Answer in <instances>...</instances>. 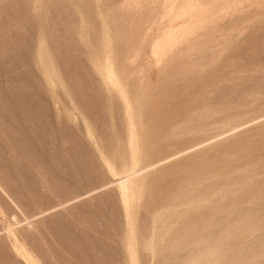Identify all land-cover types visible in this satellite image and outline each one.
Returning a JSON list of instances; mask_svg holds the SVG:
<instances>
[{"label":"rangeland","instance_id":"374dc122","mask_svg":"<svg viewBox=\"0 0 264 264\" xmlns=\"http://www.w3.org/2000/svg\"><path fill=\"white\" fill-rule=\"evenodd\" d=\"M0 264H264V0H0Z\"/></svg>","mask_w":264,"mask_h":264},{"label":"bare ground","instance_id":"6f19581e","mask_svg":"<svg viewBox=\"0 0 264 264\" xmlns=\"http://www.w3.org/2000/svg\"><path fill=\"white\" fill-rule=\"evenodd\" d=\"M113 76V75H112ZM110 78V77H109ZM137 140V139H136Z\"/></svg>","mask_w":264,"mask_h":264}]
</instances>
